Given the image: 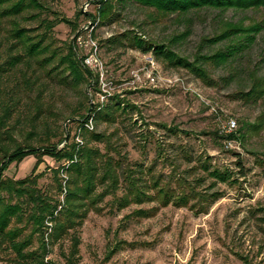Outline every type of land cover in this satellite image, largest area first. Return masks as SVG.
Here are the masks:
<instances>
[{
	"label": "rangeland",
	"instance_id": "374dc122",
	"mask_svg": "<svg viewBox=\"0 0 264 264\" xmlns=\"http://www.w3.org/2000/svg\"><path fill=\"white\" fill-rule=\"evenodd\" d=\"M42 1L49 7L50 19L67 18L77 24L75 32L73 25L58 23L53 29L56 44L64 48L79 32L80 54L93 56L88 66L99 76L95 88L54 86L47 92L59 114L58 123L71 131L69 141L87 142L108 152L121 164V173L131 169L150 185L156 179L174 194L170 203L156 195L124 208L115 205L114 196L109 194L90 209L82 225L58 240L53 238L55 222L48 219L44 227L48 258L54 264H264V130L243 143L231 140L233 146L229 148L227 139L214 136L216 132L227 134L229 120H236L239 128V120L255 121L263 109L262 101L246 103L230 96L245 85V77L239 75L226 85L221 80L223 69L211 66L219 83L208 86L185 68L166 67L152 53L110 41L127 31L163 41L186 28L177 21H155L150 16L152 9L133 1H116L118 15L112 21L99 22L95 29L87 28L92 20L88 14L98 16V0ZM226 16L238 20L255 14L229 10ZM200 17L195 16L191 35L177 47L183 54L192 55L201 36L213 31L214 12H204ZM23 23L36 25L35 21ZM258 61L256 55L253 65ZM258 66L264 74V62ZM86 94L94 104L106 105L117 98L124 102L122 108L127 106L125 112L116 113L115 122L90 121V129L109 140L90 141L78 123L66 119L86 102ZM37 164L38 159L29 155L12 162L5 174L23 179L44 173L39 186L63 200L53 174L61 164L49 156ZM216 169L228 171L230 180L212 175ZM62 177L66 179V174ZM123 179L122 175V184ZM102 189L98 186L97 191ZM156 192L152 188L150 194ZM123 194L124 185L117 191L118 196ZM185 194L188 203L177 202L176 198ZM139 211L147 215H139ZM17 225L23 226L24 236L33 230L26 218ZM74 236L80 240L76 253ZM40 238L34 234L30 249L39 247ZM13 257L12 252L0 248V264H14Z\"/></svg>",
	"mask_w": 264,
	"mask_h": 264
},
{
	"label": "trees",
	"instance_id": "16d2710c",
	"mask_svg": "<svg viewBox=\"0 0 264 264\" xmlns=\"http://www.w3.org/2000/svg\"><path fill=\"white\" fill-rule=\"evenodd\" d=\"M116 1L126 0H98V16H88L94 21L98 18L101 23L112 21L118 15ZM130 1L152 9L150 16L155 21H177L185 23L186 28L163 41L147 39L132 31L110 41L152 53L166 67L185 68L208 86L219 83L213 77L211 66L214 70L223 69L221 80L226 85H231L237 76H244L245 85L230 96L246 103L264 102V74L258 66L264 62V0ZM229 10L252 12L255 16L234 20L226 16ZM48 11L42 0H0V248L14 254L11 259L14 264H54L48 258L50 251L45 240L48 219L55 222L53 238L58 240L82 225L90 209L109 194L114 196L113 203L119 208L154 199L156 195L170 203L174 196L156 179L150 185L131 169L121 173V164L108 152L103 153L87 142L69 141L71 131L58 123L59 114L47 92L54 86L69 90H78L83 85L93 88L99 83V76L86 64V56L80 54L79 32L64 48L53 37L58 23L73 25L75 32L77 24L67 18L50 19ZM204 12H214L213 31L201 36L192 55L183 54L177 47L191 35L195 16L201 18ZM82 15L81 11L79 16ZM23 21H35L36 25L26 26ZM256 55L260 61L253 65ZM122 104L117 98H111L106 105L94 104L86 94V102L74 108L66 119L79 124L84 138L102 142L109 137L91 130L90 121L115 122L116 113L127 109ZM239 124L233 132L225 135L216 132L214 136L222 140L240 139L243 143L253 134H260L264 130V107L255 121L243 118ZM63 142L64 146L60 147ZM29 155L38 159L37 165L44 162L45 156L61 164L53 169V174L63 200L39 186L44 173H32L23 179L6 176L12 162L22 161ZM235 155L240 156L236 152ZM238 164L242 165V161ZM211 174L222 181L231 177L228 171L217 169ZM123 185L124 194L118 196L117 191ZM98 186L103 189L97 191ZM152 188L156 194H150ZM176 199L187 204L189 196L185 194ZM138 213L147 215L143 211ZM25 218L33 225L27 236L23 226L17 225ZM35 233L41 237L40 245L30 249ZM73 240V253H76L80 240L77 236Z\"/></svg>",
	"mask_w": 264,
	"mask_h": 264
},
{
	"label": "built area",
	"instance_id": "2783aa9c",
	"mask_svg": "<svg viewBox=\"0 0 264 264\" xmlns=\"http://www.w3.org/2000/svg\"><path fill=\"white\" fill-rule=\"evenodd\" d=\"M99 23V20L98 21H96V22H93L92 20L89 22V24L90 25H87V28H89V26H90V28L91 29H95V27L97 26V24ZM95 55V54H94ZM94 60H93V56L92 57H86V59H85V62H86V64L87 65H91L92 64V62H93ZM235 130H237V122H236V120H233V119H231V120H229L228 121V123H227V128H226V132L227 133H229V132H233V131H235ZM231 146H233V141H227L226 142V147L227 148H229V147H231Z\"/></svg>",
	"mask_w": 264,
	"mask_h": 264
}]
</instances>
